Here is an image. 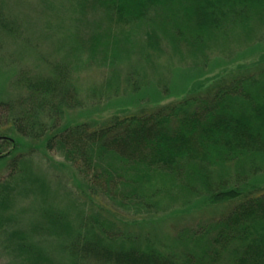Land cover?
Returning <instances> with one entry per match:
<instances>
[{"label": "trees", "instance_id": "trees-1", "mask_svg": "<svg viewBox=\"0 0 264 264\" xmlns=\"http://www.w3.org/2000/svg\"><path fill=\"white\" fill-rule=\"evenodd\" d=\"M36 6L69 17L46 25L58 33L49 68L18 73L21 95L0 102V129L9 126L39 142L9 160L0 207L28 184L48 195L58 184L77 207L43 201L44 222L31 229L37 236L20 229L10 235L21 223L0 215V248L9 262L264 264V189L243 195L232 188L264 174V56L208 88L199 78L219 56L264 49V0H39ZM0 28L17 32L1 8ZM166 53L193 58L187 67L201 72L180 75L195 79L193 86L163 104L180 80L176 68L165 73L157 65ZM91 69L108 70L106 85L84 92L79 80ZM103 101L123 112L65 123L66 111L89 103L98 110ZM41 149L66 163L56 173L48 169L51 176L42 181L30 168ZM67 166L87 183L79 201L61 173ZM233 200L221 218L177 226L174 233L145 230L172 217L163 215L182 213H166L173 207ZM116 214L128 219L118 221Z\"/></svg>", "mask_w": 264, "mask_h": 264}, {"label": "rangeland", "instance_id": "rangeland-1", "mask_svg": "<svg viewBox=\"0 0 264 264\" xmlns=\"http://www.w3.org/2000/svg\"><path fill=\"white\" fill-rule=\"evenodd\" d=\"M54 1H56V3L65 2V0ZM37 4H39V0H0V8L8 19L16 24L17 28L15 35H9L4 32L5 30L3 31L0 28V78L3 74L8 78V80L6 78L0 79V102L8 101L11 98L21 95V92L14 84V81L18 77V73L22 74L25 72L29 75H34L35 73L44 72L49 68V64L53 63L50 61L56 59L53 49L55 46L54 37L57 36L58 33L51 31L48 27L47 29L46 25L47 23L50 25L52 23V25L56 26V24H60V19H68L69 15L51 13L50 11L44 12L36 6ZM170 56V53H166L157 61V65L162 71H165V73L169 69H171V73L174 68H176L174 72L175 74L177 73L180 80H176L179 83H177L174 88H171V96L161 100L162 103L165 101L163 104L181 98L189 92L193 86L195 79L185 81L186 79H181L180 75L187 76L195 75L196 73L200 75L201 72L198 70L200 68L193 70L187 67L193 64L192 60H189L193 58L182 61L178 56ZM262 56H264V49L260 46L246 50L233 58L219 56L214 59L209 66L201 69L202 76L199 78L203 80V87L208 88L212 86V84L228 78L234 71L242 66H253L255 62L258 61V58L260 59ZM149 71L151 72L152 70L150 69ZM150 74L154 75L153 72ZM107 77L108 70L91 69L81 75L79 84L84 92L94 87L102 90L106 85ZM108 85L110 86V84ZM153 88L154 87L150 88V90ZM148 101L153 102L151 100ZM154 102H158V100ZM121 112L123 111L117 109V107H106V101H103L101 107H98V110H96L95 104L92 103L76 109H70L64 113V120L65 123L82 122L90 117H108ZM3 137L7 140V144H3V139L0 140V157L7 156L8 158L0 160V182L4 181L9 175L7 164L9 160L12 159V156L20 152L27 153L31 149H35L36 145L39 144V142H33L19 137L9 126L0 129V139ZM38 152L35 155V161L30 163V168L33 172V176H38V178H41L39 179L41 181L48 179L47 176H51V173L47 171L48 169L56 173L57 169L60 171L59 165L62 163L66 164L64 158L56 151L45 154L41 149ZM61 173L62 175H67H65V177L63 175V177L69 183H72L74 189L73 190L71 186H69L68 190H70L73 196L79 201L78 196H81V192L84 195L83 192L87 185L86 181L71 166H67ZM27 186L30 187L29 190L27 192L26 190L24 192L17 191L13 196V200L8 204V207H0V215L13 218L15 223H21L20 227L16 228L12 226V228L9 229L10 235L13 231L17 232V229H20V232L24 231L27 232V234H32L31 229L39 226L41 224L40 222H44L42 211L47 206L46 200H49V204L55 207H77L75 205L77 204L76 200L74 201V205L70 204L72 200V195L69 194L70 192H65L58 184H55L50 195H48L47 192L44 193L38 185L30 186L28 184ZM232 186L233 189L241 191L243 195L262 191L264 189V174H260L242 184L233 182ZM22 189L23 188H19V190ZM82 198L84 199L83 201H85L86 198L83 196ZM43 201L46 202L44 203ZM234 203L235 201L233 200L218 203L212 207H173L166 213L175 209L183 210L182 213L179 215H172L171 212L163 215V218L168 215L172 217H168L161 222L158 220L149 224L146 226L147 228L145 230L157 229V231L162 233H174L177 226H195L199 222H206L212 218H221L234 206ZM73 215L68 216L70 222H75V210H73ZM115 217L117 220L119 219L118 221H123L127 218L123 214H116ZM136 229L139 228L137 227ZM37 235L38 234H32V236ZM1 248L0 264H11L7 258V254L3 248Z\"/></svg>", "mask_w": 264, "mask_h": 264}]
</instances>
